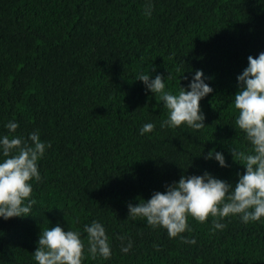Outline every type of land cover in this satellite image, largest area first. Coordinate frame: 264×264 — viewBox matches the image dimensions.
<instances>
[{
	"label": "trees",
	"instance_id": "obj_1",
	"mask_svg": "<svg viewBox=\"0 0 264 264\" xmlns=\"http://www.w3.org/2000/svg\"><path fill=\"white\" fill-rule=\"evenodd\" d=\"M0 0V135L39 131L51 143L39 161L31 216L0 219V264H35L41 230L59 224L106 228L112 256L83 264H264V222L226 218L212 232L209 217H191L195 245L169 239L128 204L147 201L182 175L210 173L230 184L245 169L228 149L248 146L231 103L248 57L264 52V0ZM202 70L212 93L200 101L205 127L161 128L163 102L146 92L140 73L187 88ZM156 125L140 135L145 123ZM222 152L221 168L208 153ZM120 237L133 242L120 251ZM154 245L156 247H154Z\"/></svg>",
	"mask_w": 264,
	"mask_h": 264
},
{
	"label": "clouds",
	"instance_id": "obj_2",
	"mask_svg": "<svg viewBox=\"0 0 264 264\" xmlns=\"http://www.w3.org/2000/svg\"><path fill=\"white\" fill-rule=\"evenodd\" d=\"M151 0L145 4L144 15H152ZM170 79V76L167 77ZM166 79V80H167ZM165 78L151 72L140 73L136 81L143 83L146 92H151L163 102L167 117L160 122L161 128L176 129L185 126L194 131L205 127V116L200 101L212 93L202 70H195L187 88L180 87L178 93L166 90ZM238 91L232 99L237 110L235 128L243 134L247 148L228 149L234 162L239 161L245 171L238 174V182L230 184L215 178L208 172L203 175H182L178 182L166 186L164 192H155L147 201L140 199L135 205L128 204V218H140L153 229L161 228L169 239L179 238L181 243L195 245V238L182 235L191 233L188 224L191 217L205 223L209 217L211 231H222L227 227L226 218L238 217L243 224L264 222V52L257 57H248L247 67L237 76ZM18 122L10 120L0 135V219L31 216L36 201L32 198L33 184L41 181L39 161L51 143L41 140L39 131L27 138L17 134ZM156 125L148 122L139 129L140 135L152 133ZM208 160L219 167L228 164L222 152L211 150ZM92 259H110L112 248L105 226L98 220L83 225L82 230H65L59 224L41 230L37 248L32 254L35 264H83L85 243ZM120 237V251L127 254L133 242ZM154 247H156L154 245Z\"/></svg>",
	"mask_w": 264,
	"mask_h": 264
}]
</instances>
